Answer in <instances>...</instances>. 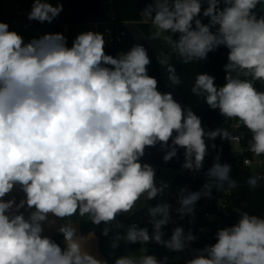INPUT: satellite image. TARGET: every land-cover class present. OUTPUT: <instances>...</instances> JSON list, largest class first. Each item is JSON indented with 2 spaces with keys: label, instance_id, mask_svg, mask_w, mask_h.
<instances>
[{
  "label": "clouds",
  "instance_id": "9594fccd",
  "mask_svg": "<svg viewBox=\"0 0 264 264\" xmlns=\"http://www.w3.org/2000/svg\"><path fill=\"white\" fill-rule=\"evenodd\" d=\"M262 4L264 0H152L143 9L156 29L153 39L169 33L165 42L183 64L206 60L221 46L228 49L223 85L206 72L198 73L191 92L247 128V149L254 156H264V91L254 86L264 82V14L257 12ZM62 11L60 0L55 6L32 0L27 18L51 24ZM107 43L105 33L92 30L77 34L71 46L63 33L25 42L0 22V264H109L86 247L78 226H59L61 245L43 234L44 223L87 217L97 227L105 225L101 235L108 237L107 225L116 222L123 229L119 216L131 214L141 197L153 201L168 187L157 186L154 167L142 161L146 148L159 143L167 150L171 141L163 160L183 148V168L197 172L208 154L206 137L231 143L236 139L224 128L206 132L190 107L183 108L172 92L158 90L142 44L113 56L106 52ZM157 62L171 85L182 83L168 55ZM211 147L216 149L214 143ZM220 160L217 154L200 191L184 195L186 189H180L176 211L181 218L194 215L196 202L211 198L214 187L237 186L232 166ZM261 180L264 174H253L247 183L256 188ZM17 186L24 198L5 201ZM25 208L31 210L27 218L21 211ZM170 209L169 203L149 206L152 232L130 224L113 238L112 249L123 241L184 252L198 238L180 226L164 238ZM215 238L185 264H264V217L242 211ZM167 259L121 255L114 264H166Z\"/></svg>",
  "mask_w": 264,
  "mask_h": 264
},
{
  "label": "trees",
  "instance_id": "16d2710c",
  "mask_svg": "<svg viewBox=\"0 0 264 264\" xmlns=\"http://www.w3.org/2000/svg\"><path fill=\"white\" fill-rule=\"evenodd\" d=\"M15 2L27 11H31L32 0H15ZM151 2L152 0H67L71 9L68 20L62 22V24L53 20L52 26L56 33L63 34L64 30L61 26H68V46H71L73 39L77 36L73 27L85 25L94 17L105 16L111 19L115 24H136L151 44L152 52L150 56L152 60V70L149 75L158 80V90L167 92L169 88L175 86L183 101L201 118L202 127L206 132L212 131L215 123L218 124V126H223L228 119L221 116L218 110L211 109L204 102L203 96L196 97L191 92V87L194 83L195 76L198 73L205 72L215 77V83L218 86L223 85L225 82L224 65L227 63L228 49L221 46L216 51L210 52L206 60L183 64L174 47L165 42V37L163 35H161L159 39H153L152 33L156 29L153 28L150 21L146 20L143 14V9ZM257 12L258 14H264L263 4L258 5ZM202 20L204 23L208 22L207 18H202ZM172 38L175 39V36ZM106 52L113 56L120 53L119 47L113 46H106ZM164 55L170 57V63L175 66L176 74L182 81L178 86L170 84L165 67L157 62L158 59L162 58ZM254 86L258 91H264V82L255 81ZM245 129L247 130V128ZM205 142L208 145V154L205 157L202 170L194 172L184 168L186 175L177 177L172 192H180V189H185L189 184H192L196 191H200L203 184L207 181L205 173L215 162V156L219 154L221 156V163H228L232 166L231 177L235 179L239 185L233 199L234 204L249 214L264 217V189L259 187L251 188L247 183L251 175L244 169L243 160L248 154H243L240 158H234L230 142L227 140H218V138H216L215 141H212L206 137ZM213 143L216 145V149L211 147ZM191 175H195V180ZM218 191L219 190L214 187L212 195L216 194ZM145 211L139 212L131 218L121 216L118 222L125 225L123 229L117 227L116 222L107 225V227L111 229L108 237L101 235V229L105 227V225L97 227L90 221H83L80 224L81 235L87 237L94 232L99 240L101 254L109 261V264H114L116 257L124 255L123 241L120 242V246L116 250H113L111 247L115 236L124 234L127 226L133 223H137L140 227H147L151 233L152 225L147 224L145 221ZM182 225L188 228V232L191 231L193 235L198 238L196 241L191 242L187 248L189 249L191 246H194V244L200 242L202 238L197 234L194 227L188 224ZM52 239L63 245L62 237L55 236L52 237ZM142 246L143 245L139 244L131 245L133 249ZM148 251L149 254L155 255L158 259L168 257L166 264H176L172 261L176 252L169 251L165 247L155 243H149Z\"/></svg>",
  "mask_w": 264,
  "mask_h": 264
},
{
  "label": "rangeland",
  "instance_id": "374dc122",
  "mask_svg": "<svg viewBox=\"0 0 264 264\" xmlns=\"http://www.w3.org/2000/svg\"><path fill=\"white\" fill-rule=\"evenodd\" d=\"M49 2L55 6L57 3V0H49ZM60 2L63 3V11L58 17L54 18L53 20L62 24V22L68 20L70 14H71V9L67 3V0H60ZM28 13H29V11H27L26 9H24L23 7L18 5L15 2V0H0V22L8 23L10 26V30L16 31L19 34H21L24 37L25 42H28L33 37L39 38L40 36H42L45 33H56L53 26H52V23L49 24L48 22L40 23L37 21H29L27 18ZM100 17L98 19H102ZM29 22H33L34 27L28 31L24 30V26ZM61 27L65 31L66 26L62 25ZM88 30L94 31V28L91 26H88V25L87 26H79V27H76L75 32L77 34H79L81 32L88 31ZM162 35L164 37H168L170 34L169 33H162ZM67 43H68V38H67ZM131 46H133V45L129 42V39L126 38L124 40V42L119 46V51L120 52H126L130 49ZM149 57L151 59L150 55H149ZM151 70H152V60H151V64L148 66V73H150ZM234 150H237V148L235 147ZM154 169L156 172L155 180H156L157 186L161 185V183H165L168 185V187L166 189H164V192L162 195L157 196V198L153 201H148L146 196L141 197V199H140V201H138L136 207L132 210V213L131 214H125L123 216L125 218H131L135 214L146 210L145 211V217L149 218L148 217V211H147L149 206L155 205L156 203H169L171 205V209H170L171 219L169 222L170 224H168L167 226H165L163 228V231L165 232L164 238L169 239L171 234H172L173 229L177 226L183 227L185 234H187L188 233L187 227L182 226V224H177V223L175 224L174 223L180 217L179 213L176 211L180 206L175 204L174 199L171 196L172 188H173V185H174L177 177L178 176H185L186 171L183 170L181 172H174L171 170L160 169L157 167H154ZM13 197H15L17 202H19L20 199L24 198V193L19 190V186L14 188L13 191L10 194L6 195L3 199L6 201L8 199H12ZM21 211L25 214V217L27 218V216L29 215L31 210H28L27 208H25V209H21ZM119 217L117 218V220L119 219ZM51 219H52V217H50V220ZM81 221H89V220L87 217L80 218L79 216H73L70 219L57 220L55 224H49V223L45 222L43 234L50 233L51 235H53V237H55V236L62 237V235H60L57 232V230L61 224L76 225V226H78L79 233L81 234V231H80V222ZM85 238H86V247L89 250H91L93 254H98L99 256H101L105 259V257L100 252V247H99L98 238H97L96 234H95V238L92 237L91 234H89ZM62 239H63V237H62ZM148 245H149V243L147 245H143L140 248L133 249L131 247V245H128L125 242H123L124 255H132V256L138 257L140 255L149 254ZM144 249H147V253L144 251ZM197 250H199V246H198V244H194V246H191L189 249L185 250L184 252H176L172 258V261L175 262L176 264H185V261L187 259L192 258V256L196 254Z\"/></svg>",
  "mask_w": 264,
  "mask_h": 264
},
{
  "label": "built area",
  "instance_id": "2783aa9c",
  "mask_svg": "<svg viewBox=\"0 0 264 264\" xmlns=\"http://www.w3.org/2000/svg\"><path fill=\"white\" fill-rule=\"evenodd\" d=\"M126 25L127 24H115L114 29L103 30L96 24V29L98 32L105 33V38L108 41L107 46L119 47L124 40L128 38ZM33 27L34 23L29 22L24 26V30L28 31ZM238 124L239 122L237 120L228 119L223 126H219V128L226 129L236 137L232 143L230 142L233 157L240 158L243 154H248L243 160L244 169L250 175L264 174V156H254L248 151L247 145L251 139V133L242 125L238 127ZM235 147L237 150H234ZM191 176L195 180V175ZM258 187L264 189V180L260 181ZM238 188V184L232 189H229L227 185H225L223 189H220L216 194L212 195L211 198L201 197L194 205V215H185L183 218L179 217L174 223L188 224L196 229L197 234L202 238L201 241L197 243L199 249L215 243L216 231L222 227L235 224L238 220V214L243 211L233 202L235 192ZM185 189L184 195L196 191L192 184L187 185ZM179 195L180 192L178 191L171 193L175 204L180 206ZM145 221L147 224L151 225L149 223V218H146Z\"/></svg>",
  "mask_w": 264,
  "mask_h": 264
},
{
  "label": "water",
  "instance_id": "95a60500",
  "mask_svg": "<svg viewBox=\"0 0 264 264\" xmlns=\"http://www.w3.org/2000/svg\"><path fill=\"white\" fill-rule=\"evenodd\" d=\"M126 30L128 33V39L129 42L134 44H142L148 51V54L150 55L152 52L151 44L147 37L142 33V31L139 29V27L136 24H127ZM167 92H172L173 98L180 103V105L187 109L189 108L188 105L183 101L178 89L173 86L168 89ZM219 128L218 124L213 125V130ZM218 140H221L220 137H217ZM171 150V141H169V147L167 150L161 147L159 143L153 147H148L145 149V156L142 158V161L144 163H148L151 166L160 168V169H166L171 170L174 172H181L184 170L183 164L185 161L184 158V149L183 148H177V156L173 157L171 160L165 162L163 160L164 155L167 154V151Z\"/></svg>",
  "mask_w": 264,
  "mask_h": 264
},
{
  "label": "crops",
  "instance_id": "0c3cea01",
  "mask_svg": "<svg viewBox=\"0 0 264 264\" xmlns=\"http://www.w3.org/2000/svg\"><path fill=\"white\" fill-rule=\"evenodd\" d=\"M99 17L100 16L94 17L92 20L89 21V23L82 25V26H87V25L91 26L94 28V31H97L96 24H98L100 26V29H103V30L114 29L115 24L112 22L111 19H109L108 17H105V16H101L100 18H102V19H98ZM76 27H79V26H76ZM76 27H73L74 31H75ZM65 28L66 29L64 31V35L68 38L69 28H68V26H66ZM121 216H123V215H121ZM81 222H83V221H81ZM81 222H80V224H81ZM80 231H81V228H80ZM44 235H48L51 238L53 237V235H51L50 233H45ZM98 243H99V240H98Z\"/></svg>",
  "mask_w": 264,
  "mask_h": 264
}]
</instances>
